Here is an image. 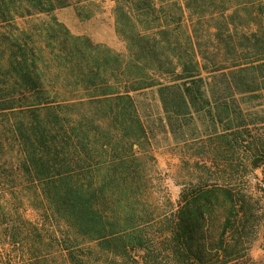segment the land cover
Returning <instances> with one entry per match:
<instances>
[{
    "label": "trees",
    "instance_id": "obj_1",
    "mask_svg": "<svg viewBox=\"0 0 264 264\" xmlns=\"http://www.w3.org/2000/svg\"><path fill=\"white\" fill-rule=\"evenodd\" d=\"M99 1L0 0V264H256L264 0H111L124 51L56 16ZM150 95L201 150L177 203Z\"/></svg>",
    "mask_w": 264,
    "mask_h": 264
},
{
    "label": "rangeland",
    "instance_id": "obj_2",
    "mask_svg": "<svg viewBox=\"0 0 264 264\" xmlns=\"http://www.w3.org/2000/svg\"><path fill=\"white\" fill-rule=\"evenodd\" d=\"M56 16L74 35L88 37L95 43L108 45L118 51L125 50V45L116 32L111 0L99 1L90 15L87 11L75 6H68L59 9ZM146 104L152 106L151 109L156 119L155 130L160 135L156 155L163 184L172 201L177 203L182 189L181 184L186 181H195L202 171L199 166L194 165V162L199 161L201 150L200 148L190 150L183 141L179 140L178 133L165 132L168 129L165 130L161 123V110L156 95H150ZM260 109H264V106ZM261 127L264 128V124ZM189 128L186 130L187 138L192 134L195 135L196 132L193 124ZM196 135H199V132H196ZM250 169L253 183H260L264 186V164L258 163L256 167L252 165ZM251 254L256 264H264V222L260 226V235L252 246Z\"/></svg>",
    "mask_w": 264,
    "mask_h": 264
},
{
    "label": "water",
    "instance_id": "obj_3",
    "mask_svg": "<svg viewBox=\"0 0 264 264\" xmlns=\"http://www.w3.org/2000/svg\"><path fill=\"white\" fill-rule=\"evenodd\" d=\"M262 160H263L262 158H258V159L255 160L254 164L257 165Z\"/></svg>",
    "mask_w": 264,
    "mask_h": 264
}]
</instances>
